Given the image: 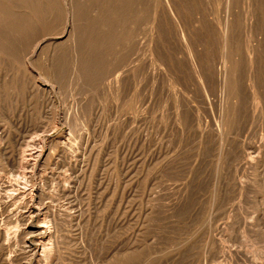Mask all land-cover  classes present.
<instances>
[{
    "label": "rangeland",
    "instance_id": "374dc122",
    "mask_svg": "<svg viewBox=\"0 0 264 264\" xmlns=\"http://www.w3.org/2000/svg\"><path fill=\"white\" fill-rule=\"evenodd\" d=\"M61 1L74 8L77 39L75 49L66 45L67 50L63 43L55 46L58 49L54 50L57 55L54 53L53 61L61 63L62 82L55 83L52 96H36L28 90L16 70L21 57L12 46L13 40L6 39L4 51L0 44V137L10 135L8 140L14 144L23 139H46L53 156L42 174L52 176L51 186L67 175L78 177L75 194L56 201L61 199L59 203L77 205L93 213L90 224L79 225L83 229L85 224V231L68 226L79 242L87 233L94 236L91 244H62L65 257L60 264H112L113 259L118 262L115 257L110 260L112 253L107 252L123 234V246L130 255H126L125 264H188L193 259L192 264L200 259L202 264L264 261V161L258 169L248 163L252 157L264 158V0H139L141 37L143 46L148 48L144 49L143 57L147 56L143 59L148 60L144 61L141 80L123 78L122 74L121 81L117 78L129 67L124 62L129 51L125 24L136 20L132 7L134 2L138 5V0H52L51 7H55L59 18L63 14ZM42 6L37 11L42 17L37 13L32 16L34 20L19 22L21 27L16 26V18L11 23L12 32L23 41L47 25L46 14L40 12L47 7ZM26 25L29 27L25 30ZM226 25L231 39L228 42L221 36ZM178 29L185 30L189 42L180 38L182 32ZM48 34L49 39L58 37ZM222 45L227 48L223 50ZM10 55L12 58L8 59ZM40 55L31 65L38 74H46L52 64L47 60V48ZM104 55H108L107 59ZM24 60L28 56H23L20 64ZM75 61L77 69L73 67ZM222 61L228 70L226 79ZM196 63H200L209 83L198 74ZM247 78L253 79L249 82L251 87H246ZM37 80L50 85L43 77L38 76ZM256 90L260 92L259 109L251 104L250 91ZM241 92L238 103L235 96ZM43 98L45 103H39ZM208 98L213 100L212 107L207 104ZM8 165L0 158V174H4V180H15L13 166ZM239 180L245 185L243 190L234 184ZM47 201L56 203L50 197ZM121 218L124 220L117 226ZM243 253L249 255L250 261Z\"/></svg>",
    "mask_w": 264,
    "mask_h": 264
},
{
    "label": "bare ground",
    "instance_id": "6f19581e",
    "mask_svg": "<svg viewBox=\"0 0 264 264\" xmlns=\"http://www.w3.org/2000/svg\"><path fill=\"white\" fill-rule=\"evenodd\" d=\"M113 1V0H112ZM117 1V0H116ZM136 1V0H135ZM145 1V0H144ZM227 1V0H226ZM263 1V0H262ZM134 2V0H133ZM150 2V1H148ZM166 2V1H165ZM168 2V1H167ZM208 2V1H207ZM52 0H0V44L3 47V51L5 47V42L6 39L7 40H13V48H17L19 51V55H20V61H23V56H28V60H24L23 65L20 64V62L17 63L16 66V70L19 74H21V79L23 84L26 85V87H28L31 91L33 92V94H35L36 96H40L41 97H45L46 96H52V94L55 92L56 89V84L60 82L61 79V63L60 65L55 64L53 61V57H54V53H55V46L59 43H63L65 44V46L67 45L69 49H75L76 48V37H75V30L73 27V11L74 8L71 7V5H69L70 3H67L66 1H61L62 3V10H63V14L61 15L62 12L57 13L60 14V18L56 16V12L54 10L53 7H51L52 5ZM57 3V2H56ZM60 3V4H61ZM73 4V2H71ZM81 3H83L81 1ZM123 3V2H122ZM128 3V2H127ZM132 3V2H131ZM134 2V6L132 7V11H134L137 14V18L136 20L132 21V19L130 21H128L127 28V34L129 36V51H128V56L124 59V62L128 64V69L124 72L121 73L119 75V77L117 78V80L122 79V74H123V78H125L126 76H132L133 78H137L139 80H141L143 77L140 76L142 74V70H144L143 68H145L144 66V61L148 60V59H143L145 58L144 55V49L146 48L145 46H143V41H142V37L141 35L142 33V19L140 17V2L138 0V5H136ZM206 3V1H205ZM59 4V5H60ZM124 4V3H123ZM126 4V3H125ZM150 4V3H148ZM170 4V3H169ZM176 4V3H174ZM248 4V3H247ZM45 6L46 8V12L40 11V12H44L46 14V19L47 21V25H45V27L40 30L37 34L31 36L29 39L25 40V37L23 41V39H21V36H17L14 32H12L13 28H12V22L13 20L15 21L14 18H16V23L22 22L29 19H33V15H36L38 10H39V6ZM75 5V4H74ZM78 5V4H76ZM108 5V4H107ZM115 5V4H114ZM121 5V4H120ZM136 5V6H135ZM156 5V4H155ZM166 5V4H165ZM42 6V7H43ZM73 6V5H72ZM79 6V5H78ZM111 6V5H110ZM148 6V5H147ZM154 6V4H153ZM60 7V6H59ZM92 7V6H91ZM109 7V6H108ZM166 7V6H165ZM176 7V6H175ZM229 7V6H228ZM57 8V6H56ZM72 8V9H71ZM90 8V7H89ZM87 8V9H89ZM106 8V7H105ZM232 8V7H231ZM42 9V8H40ZM45 9V8H43ZM61 9V8H60ZM76 9V8H75ZM104 9V8H103ZM230 9V8H229ZM59 10V11H62ZM85 10V8H84ZM228 10V9H226ZM58 12V9L56 10ZM167 11V10H166ZM170 11V10H169ZM179 11V10H178ZM248 11V10H247ZM76 12V11H75ZM110 12V11H109ZM119 12V10H118ZM171 12V11H170ZM174 12V11H173ZM172 12V13H173ZM78 13V12H77ZM76 13V14H77ZM90 13V12H89ZM88 13V14H89ZM120 13V12H119ZM175 13V12H174ZM173 13V14H174ZM238 13V12H237ZM40 14V13H39ZM44 14V16H45ZM79 15L80 12L78 13ZM110 14V13H109ZM158 14V13H157ZM169 14V13H167ZM205 14V13H204ZM75 15V14H74ZM156 15V14H155ZM43 15H39V17H42ZM78 18V15H75ZM116 16V15H115ZM127 16V15H126ZM167 16V15H166ZM35 17V16H34ZM38 17V16H37ZM36 17V18H37ZM82 17V15L80 16ZM79 17V18H80ZM109 17V16H108ZM124 16L122 15V18ZM128 17V16H127ZM170 17V16H169ZM44 18V17H43ZM43 18L41 20H43ZM59 18V19H58ZM84 18V17H83ZM89 18V17H88ZM111 18V16H110ZM20 19V20H19ZM31 19V20H32ZM58 19V20H57ZM75 19V17H74ZM82 19V18H81ZM107 19V18H106ZM104 19V20H106ZM114 19V18H113ZM30 20V21H31ZM34 20V19H33ZM85 20V19H84ZM228 20V19H227ZM44 21V20H43ZM107 21V20H106ZM163 21V20H162ZM176 22V19L174 20ZM179 21V20H178ZM186 21V20H185ZM28 21L25 22V24H27ZM42 22V21H41ZM103 22V21H102ZM111 22V21H110ZM228 22V21H227ZM30 23V22H29ZM127 23V22H126ZM175 24V23H174ZM179 25V23H177ZM43 25V26H44ZM107 25V24H106ZM111 25V24H110ZM115 25V24H114ZM184 26V24H182ZM190 25V24H189ZM243 25V24H242ZM16 26H20L19 24H16ZM15 26V28H16ZM22 26H24L22 24ZM27 26V25H26ZM40 26V25H39ZM79 26V25H78ZM118 26V25H117ZM182 26V27H183ZM186 26V25H185ZM208 26V25H207ZM21 27V26H20ZM18 27V28H20ZM29 26H27L26 29H28ZM41 27V26H40ZM114 27V26H112ZM121 27V26H120ZM16 28V29H18ZM78 28V27H77ZM83 28V27H82ZM88 29V28H87ZM24 30V29H23ZM82 30V29H81ZM85 30V29H84ZM180 30V29H178ZM234 30V29H233ZM239 30V29H238ZM105 31V33L108 31ZM177 31V30H176ZM199 31V30H198ZM204 31V30H203ZM250 31V30H249ZM47 34H46V33ZM48 32H52V35H58V37L49 39L47 38ZM87 32H89V30H87ZM125 32V31H124ZM175 32V31H174ZM182 32V33H181ZM188 32V31H187ZM222 32V31H220ZM80 33V31L78 32ZM103 33V32H102ZM126 33V32H125ZM177 32H175L176 34ZM180 33L182 35V37H180L181 39L188 41L189 38L186 37V32L184 29L180 30ZM230 32L228 31V26L226 25L224 33L221 34V36L223 35L222 39H224L225 41H227ZM51 34V33H50ZM83 34V32H82ZM85 34V33H84ZM88 34V33H86ZM90 34V32H89ZM79 35V34H78ZM101 35V34H100ZM177 35V34H176ZM203 35V34H202ZM212 35V34H211ZM232 35H234V32H232ZM83 36V35H82ZM97 36V35H96ZM253 36V35H252ZM108 37V35H107ZM27 38V37H26ZM76 38V39H75ZM100 38V37H99ZM105 38V36H104ZM200 38V37H199ZM81 39V38H79ZM103 39V38H102ZM101 39V40H102ZM107 39V38H106ZM9 40V41H10ZM100 40V42H101ZM108 40V39H107ZM106 40V41H107ZM229 41L231 39H228ZM79 41V40H78ZM82 41V39H81ZM80 41V42H81ZM105 41V39H104ZM181 41V40H180ZM223 41V40H222ZM79 42V43H80ZM103 42V41H102ZM182 42V41H181ZM189 42V41H188ZM187 42V43H188ZM228 42V41H227ZM232 42V41H231ZM84 43V42H83ZM92 43V42H91ZM225 42H223L224 44ZM230 43V42H229ZM126 44V43H125ZM171 44V43H170ZM189 44V43H188ZM231 44V43H230ZM229 44V45H230ZM9 45V44H8ZM11 45V44H10ZM60 45V44H59ZM81 45V44H80ZM83 45V44H82ZM82 45L80 48H82ZM94 45V44H93ZM92 45V46H93ZM101 45V44H99ZM185 45V44H184ZM225 45V44H224ZM228 45V46H229ZM232 45V44H231ZM7 46V45H6ZM66 46V48H67ZM78 46V45H77ZM109 46V45H108ZM111 46V45H110ZM109 46V47H110ZM180 46V45H179ZM189 46V45H188ZM205 46V45H204ZM257 46V45H256ZM11 47V46H10ZM47 48V53H48V59L49 62L51 64V66L49 64V70H47L46 74H38L37 72L34 71V69L32 68L31 63H33V60L35 57H37L38 55H40L42 53V51H44V49L46 50ZM62 47V46H61ZM87 47V46H86ZM185 47V46H184ZM183 47V48H184ZM223 47V45H222ZM12 48V47H11ZM60 48V47H59ZM66 48L64 47V49L66 50ZM67 48V50H68ZM84 48V47H83ZM88 48V47H87ZM108 48L105 46V49ZM172 48V47H171ZM191 48V47H190ZM227 47H225L226 49ZM9 49V48H8ZM16 49V50H17ZM58 49V48H57ZM56 49V50H57ZM104 49V48H103ZM124 49V48H123ZM148 48H146L145 51ZM180 50H182L179 47ZM219 49V48H218ZM223 47V50H225ZM14 49H12L13 51ZM85 50V48H84ZM88 50V49H87ZM108 50V49H107ZM187 50V49H186ZM185 50V51H186ZM229 50V49H228ZM15 51V50H14ZM83 51V50H82ZM81 51V52H82ZM10 52V51H9ZM8 52V53H9ZM78 52V51H77ZM77 52L75 51L76 55ZM80 52V51H79ZM80 52V53H81ZM86 51H83V53ZM89 52V50H88ZM125 52V51H124ZM187 52V51H186ZM189 52V51H188ZM249 52V51H248ZM4 52H2L3 55ZM227 53V52H225ZM242 53V52H241ZM5 54V53H4ZM10 54H14V52L10 53ZM56 54V53H55ZM87 52L84 54L86 55ZM89 54V53H88ZM154 54V53H153ZM152 54V55H153ZM187 55V53H185ZM249 54V53H248ZM1 55V54H0ZM9 55V54H8ZM12 55L9 56L8 59L12 58ZM18 55V54H17ZM57 55V54H56ZM71 55V54H70ZM73 55H75L73 53ZM83 55V56H84ZM192 55V54H191ZM227 55V54H225ZM42 56V55H40ZM82 57V55H80ZM106 56V55H104ZM102 56V57H104ZM108 56V55H107ZM107 56L105 57L107 59ZM110 56V55H109ZM67 57V56H66ZM89 57V55H88ZM189 58V56H187ZM192 56H190L191 59ZM194 57V56H193ZM257 57V56H256ZM5 58V56H4ZM3 58V59H4ZM15 58L17 59V57L15 56ZM19 58V57H18ZM25 58V57H24ZM38 58V57H37ZM80 58V57H79ZM78 58V59H79ZM85 58V56H84ZM82 58V59H84ZM112 58V57H111ZM150 58V57H149ZM14 59V58H13ZM15 59V60H16ZM27 59V58H26ZM59 59V58H58ZM69 59H71L69 57ZM81 59V58H80ZM81 59V61H82ZM95 59V58H94ZM105 59V60H106ZM113 59V58H112ZM151 59V58H150ZM149 59V60H150ZM159 59V58H158ZM251 59V58H249ZM1 60V57H0ZM7 60V59H6ZM52 60V61H51ZM62 60V59H61ZM72 60V59H71ZM70 60V61H71ZM85 60V59H84ZM83 60V61H84ZM87 60V58H86ZM92 60V59H91ZM90 60V61H91ZM103 60V59H102ZM101 60V61H102ZM154 60V59H153ZM194 59H192L193 62ZM5 61V59H4ZM10 61V60H9ZM74 61V60H73ZM97 61V60H96ZM95 61V62H96ZM100 61V62H101ZM156 60H154V64H156L155 62ZM186 61V59H185ZM195 61V60H194ZM221 61V60H220ZM16 62V61H14ZM14 62L11 61V63L14 64ZM93 62V61H91ZM99 62V61H98ZM151 62V61H150ZM22 63V62H21ZM74 68L77 69V65H76V61L74 62ZM102 63V62H101ZM124 63V65H126ZM186 63V62H184ZM188 63V62H187ZM46 64V63H45ZM78 64L81 65L82 63L79 62L78 60ZM93 63H91L92 65ZM147 64V63H146ZM193 66H195V63H191ZM196 64H200V63H196ZM227 64V63H226ZM11 65V64H10ZM16 65V64H15ZM14 65V66H15ZM69 65V64H68ZM88 65V64H87ZM118 65V64H117ZM150 65V64H148ZM190 65V64H189ZM188 65V66H189ZM225 66V68L222 69L223 72V79H226L227 76V66L225 65V63L222 61V66ZM228 65V64H227ZM253 65V64H252ZM257 65V64H256ZM1 66V65H0ZM115 66V65H114ZM112 66L114 69L115 67ZM120 66V65H119ZM158 66V65H157ZM191 66V65H190ZM189 66V67H190ZM251 66V65H250ZM254 66V65H253ZM2 67V66H1ZM149 67V66H148ZM192 67V66H191ZM189 69H192V68ZM6 68V67H5ZM8 68V67H7ZM151 68V67H149ZM154 68V67H153ZM157 68V67H156ZM253 68V67H252ZM4 69V68H3ZM74 69V70H75ZM121 69V68H120ZM182 69V68H180ZM199 73L203 79L205 81H207L208 79L206 78V76L203 74L200 65H199ZM262 70V68H259ZM2 70V68L0 69V71ZM9 70V69H7ZM124 70V69H123ZM162 70V69H161ZM248 70V69H247ZM73 71V69H72ZM71 71V72H72ZM76 71V70H75ZM99 71V70H98ZM181 71V70H180ZM258 71V72H259ZM10 72V71H9ZM9 72L7 73L5 71V73L9 74ZM12 72V70H11ZM68 72V71H67ZM74 72V71H73ZM112 72V71H111ZM182 72V71H181ZM195 72V70H194ZM231 72V70H230ZM1 73V72H0ZM4 73V70H3ZM2 73V74H3ZM14 73V72H13ZM45 73V72H44ZM76 73V72H75ZM79 73V72H78ZM83 73V71H82ZM81 73V74H82ZM95 73V72H94ZM93 73V74H94ZM113 73V72H112ZM212 73V72H211ZM1 74V75H2ZM11 74V73H10ZM16 74V73H15ZM70 73H68L69 75ZM77 74V73H76ZM80 74V73H79ZM254 74V73H253ZM259 74V73H258ZM6 75V74H4ZM83 76L85 75L84 73L82 74ZM89 75H92L89 74ZM88 75V76H89ZM96 75V74H95ZM179 75V74H178ZM177 75V76H178ZM195 75V74H194ZM3 76V75H2ZM1 76V78H2ZM7 76V75H6ZM10 75H8L9 77ZM17 76V75H16ZM15 76V77H16ZM19 76V75H18ZM42 78L44 81H48L50 82L49 86L46 85H42L41 83H38L37 77ZM145 76V75H144ZM256 76V75H255ZM14 77V76H13ZM87 77V74H86ZM92 78H94L93 76H91ZM222 77V76H221ZM81 78L83 80V77H80V82H81ZM85 78V76H84ZM90 78V77H89ZM103 79V77H101ZM209 78V77H208ZM230 78V77H229ZM8 80V78H6ZM88 79V78H87ZM95 79V78H94ZM136 79V80H137ZM228 79V78H227ZM10 80V79H9ZM78 80V79H77ZM86 80V78L84 79ZM97 80V78H96ZM116 80V81H117ZM129 80V79H128ZM127 79L125 81H128ZM247 80V81H246ZM245 80L246 82V87H251V85L249 84L250 81H253V79L251 78H247ZM257 80V79H256ZM88 81V80H87ZM86 81V82H87ZM92 81V79H90V82ZM119 81V82H120ZM131 80H129V84ZM144 81V80H143ZM204 81V82H205ZM62 82V81H61ZM60 82V83H61ZM79 82V81H78ZM86 82L84 81V85L86 84ZM89 82V81H88ZM118 82V81H117ZM116 82V83H117ZM118 82V83H119ZM139 82V81H138ZM141 82V81H140ZM16 84V82H14ZM20 81L19 84L20 85ZM58 83V85L60 84ZM82 83V82H81ZM115 83V84H116ZM118 83L116 85H118ZM136 83V82H135ZM207 83H209L207 81ZM234 83V82H233ZM133 84V83H132ZM1 85V83H0ZM18 85H15L16 87ZM97 85V83H96ZM130 85H126V86H130ZM137 85V84H136ZM138 85H140L138 83ZM3 86V85H2ZM134 86V85H133ZM132 86V87H133ZM1 87V86H0ZM19 87V86H18ZM82 87V86H81ZM106 87V86H105ZM201 87V86H200ZM208 87V86H207ZM236 87V86H235ZM234 87V88H235ZM258 87V86H257ZM101 88V87H100ZM134 88V87H133ZM203 91L205 93H207V89L206 86L203 85ZM86 89V88H85ZM3 90V89H2ZM5 90V89H4ZM101 90V89H100ZM106 90V89H105ZM21 91V90H20ZM2 92V91H1ZM10 92V91H9ZM22 92V91H21ZM112 92V91H111ZM134 92V91H133ZM1 94V93H0ZM18 94V93H17ZM107 94V93H106ZM134 94V93H133ZM136 94V93H135ZM139 94V93H138ZM142 94V93H141ZM260 92L259 90L256 92H251L250 91V97H251V104L253 103L255 108H258L260 104V99L258 98ZM12 95V94H11ZM100 95V94H99ZM110 95V93H109ZM241 94L240 96H235L236 98H239L237 101L238 103L241 100ZM249 95V94H248ZM247 95V96H248ZM7 96V95H6ZM32 96V95H31ZM97 96V95H96ZM135 96V95H133ZM138 96H142V95H138ZM207 96V95H206ZM3 97V95H2ZM244 97V96H243ZM101 98V97H100ZM2 99V98H1ZM12 99V98H11ZM99 99V98H98ZM135 99V98H133ZM137 99V98H136ZM139 99V97H138ZM137 99V100H138ZM20 100V99H19ZM32 100V99H31ZM44 98L41 101H38L39 103L41 102V104L45 103L44 102ZM101 100V99H100ZM262 100V99H261ZM2 101V100H1ZM13 101V100H12ZM11 101V102H12ZM133 101V100H132ZM244 101V100H243ZM83 102V101H82ZM115 102V101H114ZM10 103V100H9ZM37 103V104H39ZM135 103V102H134ZM139 103V101H138ZM146 103V102H145ZM149 103V102H147ZM36 104V103H34ZM36 104V105H37ZM153 104V103H152ZM207 104L212 107L213 104V100H210L209 98L207 99ZM40 105V104H39ZM133 105V104H132ZM147 105V104H146ZM236 105V104H235ZM14 106V105H13ZM30 106V105H29ZM42 106V105H41ZM134 106V105H133ZM184 106V105H183ZM203 106V105H202ZM236 109V108H235ZM239 109V108H238ZM259 109V108H258ZM241 110V109H240ZM261 110V109H260ZM245 112V111H244ZM249 112V111H248ZM260 112V111H259ZM235 113V112H234ZM159 115V114H158ZM73 121V120H72ZM212 129V128H211ZM223 129V128H222ZM222 129L221 131H219V133H222ZM219 130V129H218ZM224 130V129H223ZM2 135V134H1ZM4 135V134H3ZM10 137V135H7V137H0V158L2 159V161H6V163H8L9 165L13 166V176H17V178L15 180H4V174H0V264H15L14 262H18V264H60L62 261V257L64 259L65 256L62 255V244L64 243H72V242H76L79 240H77L74 236H72L70 234L68 226H77L76 228H80L81 225L80 223L82 222H88V224H90L93 221V213L90 212V210L87 211H83L85 209H82V207L77 206V205H73V204H65V203H59L60 200L56 201L57 198L59 197H63V196H72L73 194H75L77 187L76 186V181L78 179L77 175L75 176L74 174L72 175H67L64 179H58L55 183H53V185L51 186L50 182H51V177H48L46 174H42V169L44 166H46L48 160L51 158V156H53V152L49 149V143H47V141L41 138H36V139H30V140H26V139H21L22 141H18V143H12L11 140L9 141L8 138ZM17 141V140H16ZM201 141V140H200ZM233 141V140H232ZM229 142V140H228ZM227 143V142H226ZM49 144V145H48ZM234 146V145H233ZM53 150V149H52ZM64 150V149H63ZM66 151V150H65ZM71 153V152H70ZM250 154V153H249ZM243 155V154H242ZM258 154H256L257 156ZM75 156V155H74ZM252 156V153H251ZM255 156V157H256ZM67 157V156H66ZM262 157V156H261ZM258 157L256 160L254 159V157H252V159H248V163L250 164L249 166H254L256 167V169H258L261 165V163L264 161V158L262 157ZM241 161V158L238 160ZM240 164V162H238ZM237 163V165H238ZM243 163V162H242ZM245 163V161H244ZM5 164V163H4ZM3 164V165H4ZM8 165V166H9ZM244 166L246 165L243 164ZM251 166V167H252ZM262 166V165H261ZM7 167V166H6ZM248 167V166H247ZM2 168V167H1ZM246 168V167H244ZM45 169V168H44ZM240 169V168H239ZM248 169V168H247ZM249 169H251L249 167ZM248 171V170H247ZM2 172V171H1ZM44 172V171H43ZM246 172V171H245ZM252 171L249 170V173H251ZM256 174V171H253ZM241 174L243 173L242 171L240 172ZM234 174V173H233ZM237 174V173H236ZM241 174H237V175H241ZM49 175V174H48ZM235 175V174H234ZM233 175V176H234ZM249 175V174H248ZM244 176H247L244 174ZM243 176V177H244ZM6 177V175H5ZM238 177V176H235ZM241 177V176H240ZM240 177H238L239 179H241ZM8 178V177H7ZM227 179V177H226ZM243 179V178H242ZM229 181V180H228ZM233 181V180H232ZM237 181V179H236ZM241 180H239L236 184V188H238V186L242 189L243 186H245L242 182H240ZM244 181V180H243ZM79 183V182H78ZM50 184V185H49ZM147 185V184H146ZM226 185V184H225ZM51 188V189H50ZM239 189V188H238ZM243 190V189H242ZM239 191V190H238ZM122 193V192H121ZM50 197L52 198L53 202L56 201V203H51V202H46V198ZM118 198V197H117ZM118 202V201H117ZM124 203V202H123ZM122 203V204H123ZM123 206V205H122ZM89 208V207H88ZM123 214V213H122ZM121 215V214H119ZM125 216V215H124ZM127 216V215H126ZM122 218L123 215H122ZM119 219L117 222V226L119 224H121V221L124 219ZM111 221V220H110ZM113 221V220H112ZM123 222V221H122ZM125 222V221H124ZM108 223V222H107ZM114 223V222H113ZM246 223V222H245ZM84 224V223H83ZM111 224V223H110ZM244 224V223H243ZM247 224V223H246ZM80 225V227H79ZM85 225V224H84ZM83 225V229L84 226ZM87 225V224H86ZM123 226V224H122ZM88 227V226H87ZM72 228V227H71ZM75 228V227H74ZM110 228V227H109ZM120 228V227H119ZM254 228V227H253ZM81 229V228H80ZM81 229V230H83ZM89 229V227H88ZM80 230V231H81ZM252 230V229H251ZM76 231V230H75ZM85 231V229H84ZM87 231V230H86ZM77 232V231H76ZM83 232V231H82ZM76 234V233H74ZM94 234V233H93ZM87 236H85V238H81L80 242H82V244L84 245L85 243L87 244H91L93 237L90 233L86 234ZM124 235V234H123ZM123 235H121V240L117 241L115 245L111 246V248L108 250L107 254L112 253V258L110 260L113 259V257H115L117 259L116 262L115 259H113L112 264H125L126 263V255H129V252H125L126 247L123 246V242H125L123 240ZM77 236V234H76ZM96 236V235H95ZM120 239V238H119ZM128 242V241H127ZM112 243V242H111ZM216 243V242H215ZM222 243V242H221ZM145 244V243H144ZM131 245V244H130ZM129 245V246H130ZM219 245V244H218ZM223 245V243H222ZM127 246V243H126ZM128 246V247H129ZM141 246V245H140ZM221 246V245H220ZM219 246V247H220ZM14 247V248H13ZM144 247V246H143ZM74 248V247H73ZM80 248V247H79ZM84 248V247H83ZM135 248V247H134ZM127 250V249H126ZM134 251V249H132ZM138 249H135V251ZM222 250V249H221ZM224 250V248H223ZM67 251V249H66ZM73 251V250H72ZM129 251V250H128ZM131 251V252H133ZM139 251V250H138ZM142 250H140L141 253ZM206 251V250H205ZM79 252V251H78ZM137 252V251H136ZM226 252V251H223ZM229 252V251H228ZM227 252V253H228ZM241 251L237 252L236 255L239 256L241 253ZM135 253V252H134ZM245 253V252H244ZM244 253L242 254L243 256H245L249 261V255H244ZM84 254V253H83ZM137 254V253H135ZM229 254H231L229 252ZM247 254V253H246ZM109 255V256H110ZM179 255V254H178ZM210 255V254H209ZM235 255V256H236ZM108 256V255H107ZM108 256V257H109ZM156 256V255H155ZM193 256V255H192ZM195 256V255H194ZM233 256V255H232ZM234 256V257H235ZM143 257V256H142ZM211 257V256H210ZM69 258V257H68ZM128 259V258H127ZM241 259V258H240ZM264 259V258H263ZM73 260V259H72ZM178 260V259H177ZM188 260V259H187ZM186 260V262H188ZM201 260V259H200ZM200 260H196L197 264H202ZM129 261V259L127 260ZM179 261V260H178ZM194 259L190 262H188V264H192L194 263ZM243 261V260H242ZM110 262V263H111ZM135 262V261H134ZM158 262V261H157ZM180 262V261H179ZM77 263V262H76ZM75 263V264H76ZM128 263V262H127ZM204 264H206V262L203 261ZM244 263V262H243ZM247 263V262H246ZM256 263V262H255ZM129 264V263H128ZM183 264V263H182ZM257 264H264V261L257 263Z\"/></svg>",
    "mask_w": 264,
    "mask_h": 264
}]
</instances>
